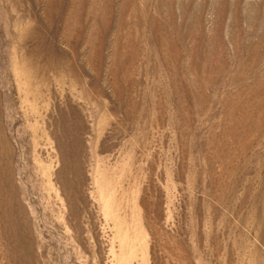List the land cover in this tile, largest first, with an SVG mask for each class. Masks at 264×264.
<instances>
[{
  "label": "rangeland",
  "instance_id": "1",
  "mask_svg": "<svg viewBox=\"0 0 264 264\" xmlns=\"http://www.w3.org/2000/svg\"><path fill=\"white\" fill-rule=\"evenodd\" d=\"M0 264H264V0H0Z\"/></svg>",
  "mask_w": 264,
  "mask_h": 264
}]
</instances>
